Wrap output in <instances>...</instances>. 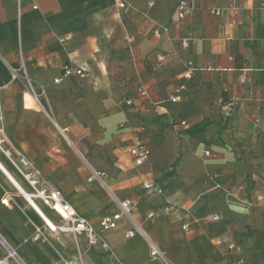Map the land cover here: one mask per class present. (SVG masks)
Listing matches in <instances>:
<instances>
[{
	"label": "crops",
	"instance_id": "0c3cea01",
	"mask_svg": "<svg viewBox=\"0 0 264 264\" xmlns=\"http://www.w3.org/2000/svg\"><path fill=\"white\" fill-rule=\"evenodd\" d=\"M124 1L0 0V264H162L148 241L176 264H264V0H188L182 19L180 0ZM66 65L87 74L56 83ZM42 189L98 243L51 231ZM127 199L146 238L101 229Z\"/></svg>",
	"mask_w": 264,
	"mask_h": 264
},
{
	"label": "built area",
	"instance_id": "2783aa9c",
	"mask_svg": "<svg viewBox=\"0 0 264 264\" xmlns=\"http://www.w3.org/2000/svg\"><path fill=\"white\" fill-rule=\"evenodd\" d=\"M116 6L119 10H127L128 5L124 0H115ZM178 17L180 19L184 18L187 16L190 11H191V5L189 4L188 0H180L178 4ZM213 13L219 14L218 10H212ZM158 34V32H156ZM184 47H186L187 43L184 41L182 43ZM25 77L28 80V84L30 89L33 91V93L36 95L34 88L32 86L31 80L26 76L25 69L24 67L22 68ZM87 74V69L81 66H70L66 65L63 67V72L62 76L60 78H57L55 80L56 83H59L62 81L64 78H71V77H78V78H83ZM141 95H146L145 91L140 92ZM178 98H173L172 101H177ZM127 104H131V101L128 100ZM233 108V104H227L225 106V117H230L231 116V110ZM183 125H185L184 122H182ZM61 133L64 137H66V133L64 130H61ZM2 140L0 141V143ZM130 153L133 157L134 163L137 166L143 165L150 157L151 155V150L148 148L146 145L138 143L130 148ZM21 163L24 166H28L29 163L22 159ZM36 174L39 175V171H36ZM26 178L30 181L32 185L37 184V180H32L31 177L33 176V173H29L25 175ZM101 176H104V174H96L94 173L93 176L89 179L90 181L93 180H98L101 178ZM143 189L150 193V194H159L161 193L158 185L155 183L153 180H147L143 182L142 184ZM35 197L40 198L43 203L49 207L51 210H53L58 216L60 217L61 223L56 226V229H53V227L50 225L49 221L46 220V218L42 215L43 220L45 221L46 225L49 227L51 231H57L58 229L61 232H71L76 236H84L88 242L89 245H96L98 243L99 235L96 232L93 224L91 223L90 220L87 218L81 216L76 209L66 201L65 197L59 190H37ZM28 197V196H27ZM30 202L33 204L31 201V198L28 197ZM260 200H264V196H259ZM2 204L6 207L9 206L10 201L8 195H6L2 199ZM33 206H35L33 204ZM118 206V212L112 213L105 215L102 220H101V229L103 231H109L113 229L119 228L120 224L124 219H126L128 222L132 224V228L126 231L125 237L126 238H133L136 235H140L143 237H147L145 232L141 229L139 224L133 219L132 214L133 210L135 208V203L133 200H120L117 202ZM172 211V207L169 204H166L163 207V212L165 214L169 213ZM158 214L155 211H150L146 215L147 219H153L157 217ZM214 220H217V217L213 218ZM42 237L41 232L38 230L37 233L33 236V241H38ZM149 243V249H150V255L153 260H158L162 264H176L170 261L163 252H161L155 244L152 242L148 241ZM106 246V245H105ZM11 256H15L14 252H11ZM19 264H27L23 261H19ZM114 264H120L119 262H116Z\"/></svg>",
	"mask_w": 264,
	"mask_h": 264
},
{
	"label": "rangeland",
	"instance_id": "374dc122",
	"mask_svg": "<svg viewBox=\"0 0 264 264\" xmlns=\"http://www.w3.org/2000/svg\"><path fill=\"white\" fill-rule=\"evenodd\" d=\"M64 234H71V236L73 237V239H76V238H77V236L74 235V234L71 233V232H65ZM61 235H62V233H60V234L58 233V234H57V238L61 237ZM57 243L59 244V239H58Z\"/></svg>",
	"mask_w": 264,
	"mask_h": 264
},
{
	"label": "bare ground",
	"instance_id": "6f19581e",
	"mask_svg": "<svg viewBox=\"0 0 264 264\" xmlns=\"http://www.w3.org/2000/svg\"><path fill=\"white\" fill-rule=\"evenodd\" d=\"M48 220V219H47ZM49 221V220H48ZM50 225L53 227V229H56V225H54L51 221H49Z\"/></svg>",
	"mask_w": 264,
	"mask_h": 264
}]
</instances>
